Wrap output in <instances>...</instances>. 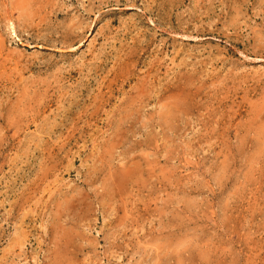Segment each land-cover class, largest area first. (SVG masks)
<instances>
[{
	"label": "rangeland",
	"instance_id": "obj_1",
	"mask_svg": "<svg viewBox=\"0 0 264 264\" xmlns=\"http://www.w3.org/2000/svg\"><path fill=\"white\" fill-rule=\"evenodd\" d=\"M0 264H264V0H0Z\"/></svg>",
	"mask_w": 264,
	"mask_h": 264
},
{
	"label": "bare ground",
	"instance_id": "obj_2",
	"mask_svg": "<svg viewBox=\"0 0 264 264\" xmlns=\"http://www.w3.org/2000/svg\"><path fill=\"white\" fill-rule=\"evenodd\" d=\"M12 26H13V28H14V24H12ZM19 157V156H18ZM15 158V157H14ZM107 206V205H106ZM19 240V239H18ZM14 244V243H13ZM16 245H18V242H17V244ZM19 246H20V244H19Z\"/></svg>",
	"mask_w": 264,
	"mask_h": 264
}]
</instances>
